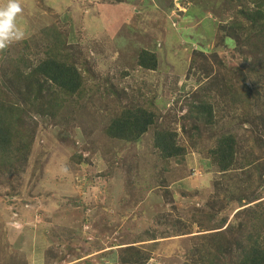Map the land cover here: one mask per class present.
Here are the masks:
<instances>
[{"label": "rangeland", "instance_id": "374dc122", "mask_svg": "<svg viewBox=\"0 0 264 264\" xmlns=\"http://www.w3.org/2000/svg\"><path fill=\"white\" fill-rule=\"evenodd\" d=\"M160 1L19 0L23 11L16 23L25 32L24 39L40 24L60 19L73 43L77 23L83 22L84 57L99 79L104 74L109 79L100 92L110 85L125 102L157 113L158 122H167L177 134L185 156L170 162V171L163 172V162L152 148L151 130L134 143L111 141L98 131L87 134L90 137L85 140L75 125L71 133L65 130L66 124L73 123L67 117L55 123L37 119L33 167L28 168L21 188L0 191V264H116L117 248L129 246L149 253L147 264L189 263L199 259L190 249L207 242L212 232L200 226L208 225L210 213H218L211 222L219 218H225L226 224L235 222V213L241 209L236 199L253 195L263 201L259 212H264L263 126L258 121L253 126L241 124L237 159L242 160L251 145L255 164L234 171L232 179L223 178L212 166L204 152L207 142L202 141V149L192 148L182 127H187L182 120L185 101L202 85L212 97L201 96L217 108L216 117L221 120L226 113L224 87L228 85L222 82L230 80L235 87L238 68L252 63L251 57L232 55L231 45L247 39L258 7L248 0H172L169 9ZM3 3L6 0H0ZM85 6L86 12L80 11ZM91 10L93 15L87 13ZM229 32L239 38L233 42ZM163 38L170 41L165 44ZM142 49L156 53L155 71L137 66ZM5 50H0V60ZM214 61H225L228 69ZM217 72L226 78L215 81ZM259 86L264 89L263 80ZM115 95H108L113 104ZM88 98L100 103L99 93ZM256 134L260 136L254 141ZM73 152L82 162L72 165L68 154ZM258 164L263 165L256 170Z\"/></svg>", "mask_w": 264, "mask_h": 264}, {"label": "trees", "instance_id": "16d2710c", "mask_svg": "<svg viewBox=\"0 0 264 264\" xmlns=\"http://www.w3.org/2000/svg\"><path fill=\"white\" fill-rule=\"evenodd\" d=\"M248 1L258 7L257 13L252 14L251 33L247 39L236 40V44L231 47L232 55H245V59L251 57L252 63L238 68L235 87L220 72L215 73L213 78L217 82L225 79L222 83L228 85V88L224 87L227 93L223 103L226 113L220 115L221 120L216 117L217 108L213 109L211 103L201 96L206 95L208 99L212 97L203 92L205 85H202L185 101L187 110L182 119L184 123L187 121V127H182L190 137L191 147L202 149V141H206L207 150L204 152L212 166L225 179L236 178L234 171L255 164L251 145L248 146L249 153H245L242 160L237 159L240 152L237 136L242 132L241 124L253 126L258 121L264 129V109H260L261 104H264V89L259 86V81H264V0ZM163 2V8L165 5L166 8H172V0ZM86 7L80 11L86 12ZM45 10L49 11L50 8L45 7ZM87 13L93 15V10ZM77 24L76 42L70 41V33L63 29L65 25L60 19L59 23L50 21L40 24V28L28 39L19 41V45L12 43L10 50L6 48L0 60V191L9 188L15 192L21 188L28 168L33 167L31 153L35 145V132L39 128L36 119H51L55 123L67 117L73 123L66 124L65 130L71 133L77 127L81 129L85 140L93 131L96 134L98 131L108 140L134 143L151 130L152 148L163 162V172L170 171V162L184 160L185 149L177 144V134L169 128L167 122H158L160 117L157 113L144 106H132L125 102L123 96L119 92L115 93L110 85L100 92L103 82L109 83V79L105 78V74L99 79L98 74L89 66L81 48L85 45L84 23ZM229 37L233 42V39L239 38L231 32ZM164 39L166 44L169 39L163 38L162 41ZM163 46L165 48L168 45ZM196 52L199 58L206 60L203 53ZM214 62L221 69H228L225 61ZM158 63L156 53L145 49L139 52L136 61L139 68L151 71L157 69ZM190 63H194V58H191ZM210 72L206 73V79ZM109 92L116 94L114 104L108 100ZM98 93L100 103L88 98V94L96 97ZM82 118L88 120L81 122ZM96 125H100L99 130ZM234 125L237 127L234 128ZM259 136L256 134L253 140L256 141ZM68 155L72 165L82 162L81 156L75 152ZM262 165H255L254 168L259 170ZM247 172L251 174L249 169ZM259 173L258 178L262 180V172ZM161 186L164 187L163 183ZM167 194L165 186V197ZM260 199L256 195L236 199L241 209L235 213V222L226 224L225 218L211 222V219L218 216L216 212L206 216L208 225L200 226H203L204 231H212L208 232V241L190 249L191 253L198 255V260L182 264H264V212H259L262 206L259 203L263 202ZM253 202H256L254 207L249 206ZM175 223L172 224L173 228ZM175 230L181 232L178 227ZM117 249L118 253L113 257L116 264H147L150 259L149 253L134 246Z\"/></svg>", "mask_w": 264, "mask_h": 264}, {"label": "clouds", "instance_id": "9594fccd", "mask_svg": "<svg viewBox=\"0 0 264 264\" xmlns=\"http://www.w3.org/2000/svg\"><path fill=\"white\" fill-rule=\"evenodd\" d=\"M22 11L19 0H6V3L0 4V50L24 39L25 32L16 23Z\"/></svg>", "mask_w": 264, "mask_h": 264}]
</instances>
